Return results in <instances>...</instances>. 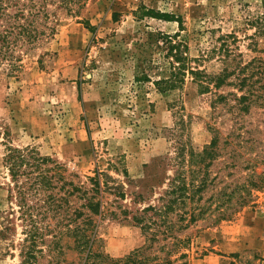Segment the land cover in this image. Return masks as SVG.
Wrapping results in <instances>:
<instances>
[{
	"label": "rangeland",
	"instance_id": "obj_1",
	"mask_svg": "<svg viewBox=\"0 0 264 264\" xmlns=\"http://www.w3.org/2000/svg\"><path fill=\"white\" fill-rule=\"evenodd\" d=\"M262 1L85 0L69 12L53 2L54 33L22 56L17 71L0 72V131L12 145L35 147L85 188L95 167L101 171L87 264H135L125 257L136 249L143 264H264V184L252 203L226 216L236 207L227 205V192L247 176L245 165L256 174L264 170V74L255 73L261 95L248 112L231 107V93L245 88L200 92L188 74L163 91L153 82L168 71L160 33L178 32L190 64L208 73L221 67L216 48L225 33L236 36L230 47L244 60H264V34L246 24ZM217 94L227 100L218 102ZM232 128L240 135L225 144ZM214 133L215 154L201 155ZM4 137L0 224L10 218L15 226L0 238V264H17L21 222L7 196ZM231 149L239 154L237 166H231ZM69 200L55 215L45 211L42 221L64 229L63 215L90 213L83 199ZM84 216L71 214V224ZM60 242L65 260L82 264L86 252L73 236Z\"/></svg>",
	"mask_w": 264,
	"mask_h": 264
},
{
	"label": "trees",
	"instance_id": "obj_2",
	"mask_svg": "<svg viewBox=\"0 0 264 264\" xmlns=\"http://www.w3.org/2000/svg\"><path fill=\"white\" fill-rule=\"evenodd\" d=\"M53 2L63 6L69 12L82 7L85 0H0V72L5 71L11 74L17 71L21 65L22 56L35 47L45 35L54 33V24L51 22L55 18L48 8V5ZM246 24L254 26L256 34H264V1L261 4V11L248 17ZM160 34L161 47L164 50L163 57L168 63L167 73L153 81L160 91L176 87L188 74L196 82L200 92H206L210 87L218 88L221 85H234L238 90L245 88V93L239 95L235 92L231 93L234 100V105L231 107H238L240 111L248 112L250 105L256 103V98H259L261 94H255L254 86L260 81L255 73L264 74L258 70L264 66V60L256 56L244 60L242 52L235 51L237 47H230L237 39L233 33H225L218 37L220 44L216 50L220 56L221 67L216 73H208L204 68L190 64L186 56V44L177 39L178 32ZM261 86L264 85L260 84ZM261 98L264 99V97ZM215 100L225 102L227 95L217 94ZM0 134L4 137L6 133L0 131ZM239 135L238 132L234 133L232 128L225 135L224 143H230L228 137L233 136L236 139ZM4 138L6 141L3 142L2 161L9 176L7 196L10 201L12 198L15 200L17 219L21 222L22 237L17 243L19 257L17 264H71L63 257L64 251L60 242L63 235L73 236L76 247L84 249L86 253L82 264H87L88 258L92 256L90 247L95 234V223L91 214L97 215L100 212L99 200L94 199L93 192L98 191L101 171L95 167L94 175L88 177L89 187H82L81 184L66 179L61 172V165L49 156L40 154L35 147L14 146L8 141L6 135ZM217 142L218 138L214 133L209 143L202 149L201 155L215 154ZM235 143L238 144V142ZM231 151L230 158H236L235 161H231V166H237L240 164L239 154H235L234 149ZM249 164L245 165L249 172L244 180L234 184L236 188L233 186L227 192V205H236V207H229L226 216L252 203L254 192L264 184V170L256 174L253 171V165ZM89 190L91 192H88ZM234 195L235 199L232 201ZM69 197L83 199L80 205H85L90 213L86 214L81 210L76 212L74 209L71 214L74 213L75 220L77 216L82 217L85 214L81 221L71 224V214L63 215L59 222H63V218L67 216L66 222L63 223L64 229L54 230L48 227V224L42 221L45 211L55 215L61 208L59 205H70ZM150 207L152 206L147 205L142 210ZM133 218L136 222H142V217ZM14 226L12 220L6 218L5 223L0 224V238H4L5 234L11 230L14 233ZM9 246H14L13 240L10 241ZM139 253L140 250L136 249L125 258L135 264H143L136 259ZM97 256L108 258L101 253ZM164 262L167 263L168 260Z\"/></svg>",
	"mask_w": 264,
	"mask_h": 264
}]
</instances>
